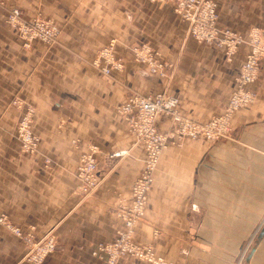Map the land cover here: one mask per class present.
<instances>
[{"label": "crops", "instance_id": "1", "mask_svg": "<svg viewBox=\"0 0 264 264\" xmlns=\"http://www.w3.org/2000/svg\"><path fill=\"white\" fill-rule=\"evenodd\" d=\"M210 1L219 28L244 41L251 28L264 34V0ZM14 8L26 22L54 25L57 42L24 48L5 24ZM173 8L148 0L0 5V215L32 230L36 241L53 237L55 250L44 264H104L92 248L115 237L117 208L129 200L144 160L116 112L127 96L173 97L181 115L199 123L224 112L249 48L244 42L226 61L222 49L189 37ZM111 41L124 68L105 76L91 62ZM141 46L156 54L166 77L134 62L131 49ZM249 89L253 102L233 115L228 137L177 145L172 136L161 153L133 242L151 246L165 264H264V60ZM15 100L35 111L32 130L40 143L33 155L23 154L15 137ZM156 125L170 133L171 119L161 114ZM90 147L98 184L84 196L76 170ZM25 254L24 244L0 226V264H26ZM118 264L148 263L126 256Z\"/></svg>", "mask_w": 264, "mask_h": 264}, {"label": "built area", "instance_id": "2", "mask_svg": "<svg viewBox=\"0 0 264 264\" xmlns=\"http://www.w3.org/2000/svg\"><path fill=\"white\" fill-rule=\"evenodd\" d=\"M8 0H0L3 5ZM151 3H168L174 5L173 11L188 25V35L198 44H206L222 49L226 61L230 62L243 40L235 32L218 27L219 14L214 2L210 0H148ZM5 24L13 29L28 48L32 42L38 41L46 45L55 44L60 31L51 23L40 18L31 22L22 19L17 9L7 13ZM248 54L241 64L235 89L228 99L223 114L204 123L190 120L181 115L178 110V100L164 94L143 97L138 94L127 96L124 103L116 108L117 114L125 122L128 132L133 135L144 150V160L138 178L131 186L129 200L122 201L117 208V218L121 225L115 232V237L107 243H97L93 246L91 255L104 264H118L123 257L148 264H165L157 257L151 246H140L133 242L135 226L143 219L148 193L150 192L160 156L175 136L177 145L184 139L192 141L215 142L228 137L231 130L233 115L249 106L254 99L250 86L257 78L260 61L264 58V35L258 28H252L248 33ZM114 41L100 50L91 65L98 72L109 76L112 72H121L124 64L113 54ZM134 62L147 67L151 74L166 77L165 66L156 59V54L145 46L131 49ZM14 105L20 110V117L15 128V137L20 151L25 155H33L38 151L40 140L32 130L34 109L15 100ZM171 119L170 133L158 130L156 120L159 115ZM96 148L90 147L81 155L76 170L78 180L77 191L80 195H89L98 184ZM120 153L113 156H120ZM0 226L20 240L25 248L26 264H44L45 260L55 250L52 236H46L36 241L33 231L15 227L6 216L0 215Z\"/></svg>", "mask_w": 264, "mask_h": 264}, {"label": "rangeland", "instance_id": "3", "mask_svg": "<svg viewBox=\"0 0 264 264\" xmlns=\"http://www.w3.org/2000/svg\"><path fill=\"white\" fill-rule=\"evenodd\" d=\"M214 4H215V3H214ZM215 5H216V4H215ZM216 7H217V5H216ZM217 11H218V10H217ZM251 29H252V28H251ZM251 29H250V30H251ZM258 29H259V28H258ZM250 30H249V31H250ZM259 30L262 32L261 29H259ZM233 32H234V31H233ZM248 33H249V32H248ZM236 34H237V33H236ZM262 34H263V32H262ZM237 35H238V34H237ZM263 35H264V34H263ZM238 36H239V35H238ZM189 37H190V36H189ZM241 39H242V37H241ZM242 40H243V39H242ZM247 40H248V34H247V36H246V41L243 40L242 44H243L244 42L247 44ZM242 44H241V45H242ZM247 46H248V44H247ZM239 47H240V46H239ZM248 48H249V47H248ZM237 50H238V49H237ZM236 52H237V51H236ZM234 55H235V54H234ZM262 60H264V58H263ZM262 60H261V61H262ZM261 61H260V62H261ZM243 62H244V61H243ZM243 62H242V63H243ZM240 66H241V65H240ZM239 69H240V67H239ZM258 71H259V68H258ZM224 110H225V109H224ZM222 114H223V113H222ZM211 119H212V118H211ZM217 141H218V140H217Z\"/></svg>", "mask_w": 264, "mask_h": 264}]
</instances>
